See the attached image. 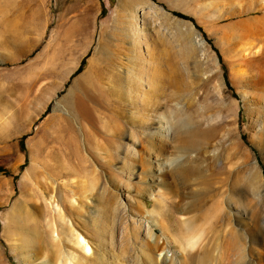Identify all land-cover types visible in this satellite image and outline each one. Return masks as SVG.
<instances>
[{
	"label": "rangeland",
	"instance_id": "1",
	"mask_svg": "<svg viewBox=\"0 0 264 264\" xmlns=\"http://www.w3.org/2000/svg\"><path fill=\"white\" fill-rule=\"evenodd\" d=\"M262 17L264 0H0V264H52L60 250L80 264H152L162 244L177 260L184 218L202 233L183 264H229L241 249L239 264H264V190L250 193L246 178L254 168L264 182V26L240 27ZM217 83L233 113L220 107ZM77 97L86 119L74 114ZM160 116L198 132L194 145L163 139ZM233 139L225 169L237 187L207 191L201 179L224 177ZM198 151L200 178L184 181L164 164ZM34 177L90 244L88 259L70 242L51 247L40 221L23 230V201L30 211L40 202L22 195ZM153 204L156 245L141 225Z\"/></svg>",
	"mask_w": 264,
	"mask_h": 264
},
{
	"label": "bare ground",
	"instance_id": "2",
	"mask_svg": "<svg viewBox=\"0 0 264 264\" xmlns=\"http://www.w3.org/2000/svg\"><path fill=\"white\" fill-rule=\"evenodd\" d=\"M129 11L131 13L132 20H133V24H132L133 26L130 29L131 34L133 36H141L143 34L142 33L143 32V29H142L141 25H139V22L142 21V20H140L139 22H137V19L139 18V15H138V12L137 11H133L132 9H130ZM262 18L264 19V17H262ZM256 20H255V22H252V23L251 22L250 23H247L245 21V22L242 23V25L240 27L244 31H248L247 29H249V28H251V29L255 28L256 29L257 27L264 26V20L263 21H259V20L256 21ZM141 23H143V22H141ZM92 68H93V64L91 62H89L88 69H92ZM76 84H77V81H75L73 83V85H76ZM145 89H146V91H144L141 94L142 96L148 95V93H149V91H148V89L146 87H145ZM214 92H215V94L217 96V99L219 101V105L222 108V110L223 111H226V112L233 113L232 112V109L227 108L223 104V102L221 100L222 90H221L220 85L218 83L215 84V86H214ZM155 101L157 102V100H155ZM222 110H220V112ZM263 110H264V106H263ZM73 111H74V114L76 115V118H79V119H86L87 116L89 115V113H88V111L86 109V105L84 104L83 100L81 98H79V97H77L75 99V102H74V110ZM160 119H161L162 122L159 123V127L157 128L156 133H158L160 136H162L163 139L164 138L167 139L168 136H171L172 135L174 138H176L180 142V144L182 146L184 145L185 147H188L189 145H194V143L196 141V137L199 134H198V132L190 131L188 129L186 123L183 120H180L179 119V120H175V121H171V120L169 121L168 119H166L165 117H162V116H160L159 120ZM221 123H222V121H219L218 122L219 125ZM234 123H235V121H233L232 119H230L229 122H228L229 126H232V127L234 126ZM187 132H189V133H187ZM222 134H223L222 135L223 136V139H225L226 136H227V134L224 133V132ZM203 135L208 137L210 134L207 133V134H203ZM184 138L186 139V141H185ZM238 148H239V144L234 139H233V142L228 143L224 147V152L226 153V156H224V158L221 161V165L219 166V169H222V171H223L222 174L224 175V177H220L215 182H211L210 181L211 179L206 178V177L202 178L201 179V184H202V186L207 191H213L215 189H224V190L230 189L233 192V190H235V188L237 187L236 183L238 181L237 180L238 174H235V176H234V174L231 173L233 169L232 170H226L225 169V164H226V162L228 160L233 159V157L230 155V150H232V151L235 152V150H237ZM199 155H200V152L198 151V152H196V154L188 156L185 160H183V159L180 160L179 158H180V156H182V154H181L179 156H175V157L170 158V159L168 158L167 160L165 159L166 161H165L164 164L167 165V167L170 168L173 171V173L175 174V176H177L178 178H180V179H182L184 181H187L190 178V176H195V177L197 176V177L200 178L201 177V165H200V158L198 157ZM212 157H214V156H212ZM246 158H247V155H246ZM236 162L235 163L233 162L232 163V166L233 165L235 166L237 164ZM165 165H164V167H165ZM158 167H156L157 168L156 170H159ZM218 171L220 172V170H218ZM234 171H236V170H234ZM246 176H247L246 177L247 178V183L249 185V186H247V188L249 189L250 193H253L254 194V193H258V192L264 190V182H262V180L260 179L258 173L256 172V170L254 168L250 169L247 172V175ZM34 180H35L34 184H35V188L36 189H31V188L29 189V187L22 188V195H25L26 197L29 196L30 198L37 197V198L40 199V202L38 204H36L37 201H35V204L33 206V210L30 211V209H28L29 208L28 205H30V204L27 201V199H25L23 201L24 207H23L22 211H20V218H22V221H23V222H21V225H22L23 230H24L25 227H27L25 225L27 222H33L32 224L34 225V224H37L38 221H40L41 225L44 227V229L46 231V234L48 236L47 238L49 240L48 242H50L51 247H54V248L57 247V246L59 247V244H62V242H65V243L70 242L71 243V246L73 245L75 248H78L77 250L81 251V253L85 256L84 257L85 260L88 259V257L92 254V249L90 247V244L83 237L82 234H80L79 232H77L74 229L73 222L69 218L66 217L64 209L55 200L54 195L50 194L49 196H47L48 193L47 192H44L45 189H50V185L47 184V183H42V182L38 181L36 179V177H34ZM52 189H53V187H52ZM243 192H244L243 189L238 188L237 195L238 194L239 195H242ZM64 197H66L65 200H67V203H68L69 207L71 208L74 205V203H75V200L73 199V196H70L68 194H65ZM4 201H5V199H3L0 202V205L3 204ZM32 204L33 203H31V205ZM238 205H239V208L241 210L240 213H243L245 211H248V210H246L244 204H242V205L241 204H238ZM187 207L188 208H185V210H180L179 211V216H181V217L184 218V215L186 213H190L189 211H191L194 208V204H190ZM181 209H182V207H181ZM144 212H145V215L147 217V220L146 221H143L141 225L143 226L144 233H145V237L148 239V241H150L152 243H155V245H156V243H158L156 241H158V240H155V237L153 236V232H152V229H151V226H157V227L159 226V221L157 219L158 218L157 217L158 216V210H157L156 204H153L151 209H146V211H144ZM13 217L14 218L11 219V222L12 223H17V221L15 220V216H13ZM190 218H192V217H190ZM249 218H250V216H249ZM4 219L7 220V222L9 223L10 222L9 221V214H7L6 217H4ZM190 220L191 219H189V218H184L181 221V226L182 227L181 226L180 227H181V230H183V231H181L182 233H179V235H178V236H180L182 234V236L179 237V239H181V242H179L178 247H177L178 248L177 249V253L179 255V256L177 255L178 256V259L177 260L170 259V257H169V254L170 253H168V249H166L165 246L162 244V246H160L159 247V250H157V252H156V260L154 259V260L151 261L152 264H183V260H182V256L183 255L182 254H184L185 249L186 248H189V249L195 248L194 246L196 245L197 240L199 239L200 233H202L201 231H199L200 230L199 227H197L199 229V230H197V233L191 232V233H193V234H191L189 232L190 231V227H188V226H190L189 225L190 224ZM30 225H31V223H30ZM33 225H32V227H33ZM195 226H197V225H195ZM34 229H36V227ZM191 230H192V228H191ZM188 232L191 235H188L189 234ZM198 232H200V233H198ZM211 234H212V232H211ZM261 234L264 236V231H262ZM217 235H219V234H217ZM164 238L166 240V237H164ZM176 238L178 239V237H176ZM206 240H207V238H206ZM138 241H140V239H138ZM142 241H140V242H142ZM163 243L165 244L166 242L163 241ZM143 246H145V245H143ZM176 246H177V244H176ZM216 246H218V245L216 244ZM150 247H152V246H150ZM236 250H238V249H236ZM241 250H239V251H237V253H235L234 260L231 263H229V264H239L240 262H242L244 260L245 253L246 252L244 253V251L243 250L241 251ZM263 250H264V244H263ZM59 254H61V255L59 257L57 256V258L55 259L54 262H53V260L51 261V262H53L52 264H80L79 261H78V259H79L78 258V255H77V253H75V251H70L69 250V253L68 252L66 253V251L63 252L62 250H60ZM146 255H145V257H146ZM197 258H198V256H197ZM111 259L113 261V258H111ZM247 259H248V257H247ZM148 260H149V258H148ZM197 260H199V258ZM109 261H111V260H109ZM248 261H250V260H248ZM244 263H246V262H244Z\"/></svg>",
	"mask_w": 264,
	"mask_h": 264
}]
</instances>
